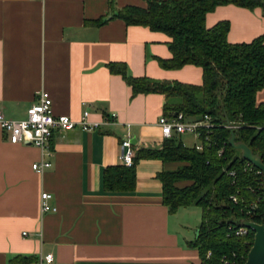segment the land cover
Here are the masks:
<instances>
[{"label":"crops","instance_id":"0c3cea01","mask_svg":"<svg viewBox=\"0 0 264 264\" xmlns=\"http://www.w3.org/2000/svg\"><path fill=\"white\" fill-rule=\"evenodd\" d=\"M128 5L145 7L147 0H0L4 116L26 118L45 90L55 114L80 120L88 111V120L100 124L90 131L54 130L45 150L10 142L0 127V264L15 255L44 264L46 254L53 255L52 264H202L192 245L200 226L190 217L200 206L171 212L164 202L160 174L182 162L145 157L136 163L132 191L104 187V170L124 165L125 138L136 139L135 154L162 148L168 139L159 124L166 96L134 94L109 65L123 64L135 77L203 83L201 66H161L159 58L173 56L168 34L119 18L92 23ZM221 21L230 22L231 43L264 36L261 7L227 4L208 13L209 28ZM263 102L264 88L257 93V104ZM178 138L186 147L200 142L194 134ZM41 160L51 166L38 172L32 164ZM42 192L52 195L48 203L56 211L41 212Z\"/></svg>","mask_w":264,"mask_h":264},{"label":"trees","instance_id":"16d2710c","mask_svg":"<svg viewBox=\"0 0 264 264\" xmlns=\"http://www.w3.org/2000/svg\"><path fill=\"white\" fill-rule=\"evenodd\" d=\"M227 4L264 9V0H147L145 7L128 5L92 22L102 25L119 18L128 25L164 32L172 39L169 46L173 56L159 58L161 66L178 69L195 64L203 68V83L188 84L135 77L123 64L109 65L132 86L134 94H164L165 116L183 112L189 119H199L208 114L216 126L202 131V151L186 147L175 135L166 139L162 148H140L133 165L109 166L103 176L105 190L132 191L140 159L182 162L176 170L160 174L164 202L171 212L192 205L202 207L199 235L192 243L201 252L202 264H245L255 232L250 229L241 237L232 228L239 227L244 218L264 223V175L257 173L256 167L246 166L241 151L230 143L232 130L224 126L228 120L241 122V128L235 130L236 140L247 143L264 162V102L257 104V93L264 88V36L231 43L229 21L209 28L208 13ZM260 197L254 207L253 202ZM34 259L32 255H15L8 264H28Z\"/></svg>","mask_w":264,"mask_h":264},{"label":"built area","instance_id":"2783aa9c","mask_svg":"<svg viewBox=\"0 0 264 264\" xmlns=\"http://www.w3.org/2000/svg\"><path fill=\"white\" fill-rule=\"evenodd\" d=\"M90 112L84 111L80 120H74L70 116L65 114H55L52 110V98L49 93L45 90L40 91L27 110V116L24 119H9L6 118L3 112L0 110V127L6 133L7 138L12 143H30L34 146L45 150L49 138L54 130H69L80 126L84 130H93L100 124L98 122H91L88 120ZM112 116L115 117V114ZM159 124L162 128L163 134L166 138H172L175 135L182 134H194L200 139V142L195 147L202 151L204 149V142L202 139V131L207 129L208 132L216 126V123L212 120V117L208 114L199 119H189L183 112H179L174 116L163 115L159 119ZM225 127L235 132L236 129L241 128V122L228 120ZM207 141L210 140L209 135L205 136ZM231 143V142H230ZM123 148V164L126 166L133 165L135 149L130 137L125 138L122 141ZM224 149L219 151V154H223ZM247 160V159H246ZM51 166V162L48 160H41L34 162L32 168L38 172H43L45 169ZM247 167H256L257 173L263 174V171L258 168L255 164L247 160ZM235 175V171L230 172ZM52 197L49 192L41 193L40 208L41 212H52L56 211V207L51 206L48 200ZM232 198L237 201L236 195ZM261 201V197L253 202V206L257 207ZM233 233L238 236L245 237L249 234L250 228L247 226L240 225L239 227L232 228ZM44 264H52L53 255L46 254L43 258Z\"/></svg>","mask_w":264,"mask_h":264},{"label":"water","instance_id":"95a60500","mask_svg":"<svg viewBox=\"0 0 264 264\" xmlns=\"http://www.w3.org/2000/svg\"><path fill=\"white\" fill-rule=\"evenodd\" d=\"M231 144L241 150L242 156L255 164L264 173V162L259 154H256L252 148L243 141H237L235 132H232L230 136ZM132 143H136V139H132ZM243 226H247L255 232V239L252 248L249 251L248 259L245 264H264V224L257 223L252 220H243L241 223Z\"/></svg>","mask_w":264,"mask_h":264},{"label":"rangeland","instance_id":"374dc122","mask_svg":"<svg viewBox=\"0 0 264 264\" xmlns=\"http://www.w3.org/2000/svg\"><path fill=\"white\" fill-rule=\"evenodd\" d=\"M190 142L193 143V140H191ZM191 212H193V215H191L190 217L196 222V225L200 226L202 223V220H203V209H202V207L201 206L200 207H194L193 211H191ZM247 219L254 221L251 218H244L243 220H247ZM261 224H264V223H261ZM198 226H193L194 232L198 228Z\"/></svg>","mask_w":264,"mask_h":264}]
</instances>
